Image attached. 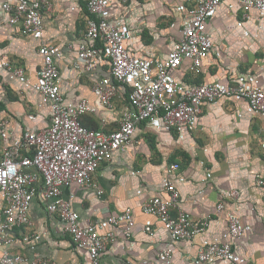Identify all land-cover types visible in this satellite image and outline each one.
Here are the masks:
<instances>
[{
    "label": "crops",
    "instance_id": "crops-1",
    "mask_svg": "<svg viewBox=\"0 0 264 264\" xmlns=\"http://www.w3.org/2000/svg\"><path fill=\"white\" fill-rule=\"evenodd\" d=\"M4 2L14 5V0H0V120L8 122V135L17 138L24 132L42 130L50 122V108L31 88L41 64L37 54L41 45H51L60 53L55 62L64 102L86 100L94 105L93 84L109 78L106 59L101 56L95 69L84 73L73 68L75 50L69 49L85 40L86 21L92 19L86 8L88 0H50L39 40L20 36L8 25L1 8ZM190 6L188 0H109L104 18L129 32L126 49L130 56L161 63L179 41ZM240 11L237 0L221 1L205 25L212 46L198 74L190 73L189 61L170 73L182 87L201 83L229 86L243 81L264 91V14L252 11L248 20L240 21ZM96 46L103 49L99 42ZM3 60L20 65L28 83H20L4 70ZM125 95V88L119 86L112 110L97 109L82 116V126L116 130L129 109ZM263 128L260 114L237 98L203 104L193 131L182 126L166 131L160 121L141 123L130 143L113 152L96 170L94 183L101 195L71 185L62 190V196L78 214L80 225L103 223L126 210L131 214L135 223L131 238H124L120 227H105L113 231L116 240L102 256L104 264H230L196 259L202 246L230 241L227 213L235 214L243 226L242 236L231 241L240 261L264 264V185L255 183L256 175L264 181ZM171 163H178L180 168L166 176ZM169 182L179 194V211L192 221L211 217L206 230L189 241H170L155 217L142 212L147 199H168ZM232 191L238 193L235 199L230 196ZM218 204L223 205V211L215 210ZM29 217L32 226L14 232L12 254L28 262L37 257L52 264H89L88 253L75 249L71 240L61 235L57 217L48 216L36 200ZM144 227H149L151 234ZM25 233L31 236L29 245L21 241ZM166 246L171 249L169 261L159 257Z\"/></svg>",
    "mask_w": 264,
    "mask_h": 264
},
{
    "label": "built area",
    "instance_id": "built-area-1",
    "mask_svg": "<svg viewBox=\"0 0 264 264\" xmlns=\"http://www.w3.org/2000/svg\"><path fill=\"white\" fill-rule=\"evenodd\" d=\"M108 1L88 0L86 8L92 19L86 21L85 40L75 47H69L75 50L73 68L84 73L92 72L101 56L106 59L109 78L93 84L95 104L90 105L86 100H79L76 104L64 102L55 62L60 58V53L51 45H41L37 49L41 64L31 88L51 110L48 126L11 138L6 131L8 122L0 120V264H52L37 257L28 262L24 257L10 252L15 243L14 232L27 231L32 226L29 212L35 200L48 216L57 217L61 235L68 237L75 249L88 253L89 264H104L101 258L116 240V235L112 230L105 229L106 226L120 227L123 237L131 238L135 223L128 210L107 217L103 223L94 221L80 225L78 214L63 198L62 190L76 185L101 195L102 191L94 183L96 170L103 162L110 160L113 152L122 150L130 143L141 123L160 121L166 131L179 126L193 131L203 104L223 98L245 101L252 111L260 114L264 123L263 90L249 87L243 81L229 86L201 83L182 87L170 75L179 69L183 61H189L191 74H198L212 46L205 25L222 0H188L191 6L181 37L161 63L129 55L126 49L129 32L104 18ZM120 1L126 3L128 0ZM237 1L241 7L240 21L248 20L252 11L264 14V0ZM1 8L7 15L8 25L17 34L34 40L41 39L43 15L51 9L50 0H14V5L4 2ZM98 42L103 49L97 48ZM1 67L20 83H28L20 65L3 60ZM119 86L125 88L129 109L121 116L118 128L105 132L102 127L93 130L82 126V116L94 114L97 109L112 110ZM101 125H104L103 121ZM179 168L178 163L169 164L165 170L166 176L173 175ZM255 183L257 186L264 185L259 175H256ZM166 191L167 200L151 197L142 204V212L155 217L170 241H189L204 232L211 217L200 221L190 220L177 209L179 194L170 182L166 184ZM230 196L235 199L238 193L232 191ZM223 209L222 204L215 208L217 212ZM226 220L230 241L202 246L197 252V261L204 263L219 259L230 264H246L240 261L231 244V241L242 236L243 226L233 213H227ZM144 231L151 234L149 227H144ZM21 241L29 245L31 236L25 233ZM170 256L171 249L167 246L159 254L165 261H169Z\"/></svg>",
    "mask_w": 264,
    "mask_h": 264
},
{
    "label": "trees",
    "instance_id": "trees-1",
    "mask_svg": "<svg viewBox=\"0 0 264 264\" xmlns=\"http://www.w3.org/2000/svg\"><path fill=\"white\" fill-rule=\"evenodd\" d=\"M126 96V95H125ZM126 98H127V96H126Z\"/></svg>",
    "mask_w": 264,
    "mask_h": 264
}]
</instances>
